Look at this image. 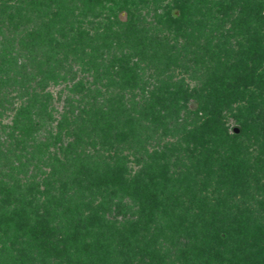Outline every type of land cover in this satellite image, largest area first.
<instances>
[{"label":"rangeland","instance_id":"374dc122","mask_svg":"<svg viewBox=\"0 0 264 264\" xmlns=\"http://www.w3.org/2000/svg\"><path fill=\"white\" fill-rule=\"evenodd\" d=\"M1 2L2 0H0V7ZM212 2H217V0H196L195 3L186 6L184 10L186 12L178 23L170 21V10L181 5L182 0H23L24 4H19L22 7H19L18 4L12 5L13 9H25L26 20L22 23L16 22L14 16L10 18L9 15L12 12L9 8L0 9V25H2L0 60L9 49L7 42L13 40L17 44L16 50L19 52L22 38H27L28 33L34 29L35 25L39 26V21L45 23V26L41 25L38 28L43 41L44 39L50 40L53 45L64 44L62 49L69 53V56L72 55L71 51L75 42L86 48L87 52H92L96 47H100V51L115 52L118 49L127 51L130 46L141 55L136 60L138 64L144 66L151 63L148 55L151 51L150 49L142 51L144 45L150 48L158 46V50L167 45L171 51L169 64L167 61L166 64L156 67L160 71H164L166 77L164 81L168 85L164 89L162 84L157 81V79L159 81L161 79L151 76L150 80L155 81L158 87L163 88L154 97L168 98L167 92L164 91L178 89L189 101L194 102L195 98L202 99L204 102L218 99L217 103L221 104L220 110L223 117L219 124H216L217 130L220 131L219 147L220 149L224 147L227 151H234L235 156L224 161L227 156L224 155L221 161H218L220 159L218 158L212 166L194 170L195 161L193 159L189 162L185 161L187 154L183 150L186 145L178 147L181 150L179 159L175 163L174 159H171L170 165L172 164V166L168 169V176L172 178L171 175L174 173L173 176L180 180L181 184L179 182L174 184V181L166 186L169 188L168 190L161 184L156 185L160 194L163 192L162 190L167 194H174L175 197L171 202L178 204V208L170 216L158 215V218L156 217L158 221L151 223L146 232L141 233V235H147L153 229L162 228L164 232L157 243L151 245L149 237L139 242L131 240L129 252L125 258L126 261H129L128 264H218L222 262L225 264H255L258 261H255L254 256L258 252L263 255L259 264H264V211L260 210L262 206L258 202L255 203L256 200L253 197L254 193L258 192L255 180H258V184L264 181V135L260 133L264 129H258V126L257 128L248 127L245 135L238 139L232 137L230 130L231 127L238 126L237 117H240V113L244 115L241 112V107L246 101L256 99L258 103L263 102L261 99H264V78L260 79L262 88L259 91L258 88L245 91L243 87L238 89L230 87L234 79L249 68L250 57L257 47L252 44V41H246L245 29L238 25L236 15L224 19L213 17ZM238 2L240 5L241 1L238 0ZM210 9L211 12H209ZM126 11L130 13V20L127 22L130 26L124 28V25L116 23L115 16L121 22H126ZM34 16L37 22H34ZM261 30L263 40H261L260 46L262 47L264 46V26ZM114 31H116L114 38L107 39L106 37L111 36L110 34ZM89 36H94L96 43L92 42L94 37L86 40ZM156 36L161 41L154 39ZM126 37L128 38L126 39ZM21 52L22 55L25 53L24 50ZM11 53L16 55L15 50ZM23 57H20L19 62L22 59V62L25 61ZM69 64L74 68L79 67L78 62L70 61ZM158 69L157 73H159ZM166 69L169 71L166 72L167 75ZM150 71L153 70L150 69ZM149 75V72H145L144 78H148ZM49 83L46 91L51 96L49 107L54 119L52 131L54 129L57 131L55 124L59 119L58 113L63 110L64 98L63 95L58 98L57 94L61 89H64V85H54L52 81ZM8 95L7 102H9H3L0 106V125L11 127L21 99L17 97L16 92H10ZM171 96L175 97L174 94ZM193 106L195 107V103ZM185 110L179 112L178 123L182 124ZM208 110L209 105L207 104L204 112L207 113ZM164 114L162 112L161 115L164 116ZM190 117V122L199 123L208 115L202 111L197 115H190ZM164 122L168 129L174 124L173 118L169 116L165 118ZM45 128L48 130L50 125ZM8 131L9 129H5L4 137ZM28 134L33 135L34 138L32 143H27L28 151L25 155L23 154L24 158H18L21 155L18 152L12 155L8 147L13 148L15 144L3 142L1 138L3 143L0 144V152L5 155V160L0 161V215L21 206L27 207L28 202L31 203L32 209L39 212L43 211L42 205L53 209L63 206L54 214L64 216V218L67 207L71 209L74 216H76L75 208H78L76 211H81L83 215H87V211L91 207L97 208L104 196L95 194L94 187H87L93 182L95 170L89 164H83L80 167L81 163L68 168L67 156L65 157L64 151L59 148L62 142H64L62 146H65L67 137H64L65 139L63 138L61 143L56 142L54 145V134H47L45 130L36 132V134L31 131ZM170 135L172 134L165 133L161 136L162 144H174L178 140L177 137ZM148 136L149 139L143 137L142 148L138 149L139 160L153 150L156 140L159 139V136L153 137L150 133ZM88 150L92 152L93 148L89 147ZM94 153L98 156L96 152ZM123 153H127L129 157L126 162L128 172L134 174L139 171L140 166L135 164L136 160L132 158V154H129L128 150ZM99 155L102 160L107 157L104 151L102 154L100 151ZM205 155L208 157V154ZM236 161L237 171L230 172V170L233 171V166L237 165ZM184 163L186 164L184 165ZM175 173H182V176L179 177ZM232 173L236 176L235 182ZM247 179L249 186H246ZM164 180L166 179L164 178ZM50 182L52 184L49 186ZM77 182L80 183L79 187ZM235 183L238 185L244 183L245 187L240 185V188H235ZM64 184L67 186L64 187ZM47 191L50 192L45 194ZM6 196L9 205H4V207L3 201ZM260 199L264 202V197H260ZM50 201L51 203H49ZM131 211L135 212L134 217L139 214L137 207ZM192 213L198 214L197 219L203 224L199 239L196 243L190 240L192 246L187 243L180 244L181 246L171 245V236H175L173 229L187 228L192 224L194 217ZM115 214H117L115 219L118 222L124 221L122 214L119 212ZM127 216L128 214H125V217ZM118 227L121 228L122 225H118ZM216 227L224 234H228L227 241L220 245L219 249L215 245L213 246L214 235L217 233ZM9 230L10 234L7 236L5 228L0 225V255L5 253L2 258L0 256V262L4 261L6 264H111V261L105 262L103 258L90 257L89 251L82 250L83 242H79L81 245L79 251L71 252L70 262L66 260L56 262L34 250L33 247L36 248V246H33V242L28 241L30 240L28 237L23 236L22 233L14 232L12 228ZM16 240L30 242L33 250L30 252L28 262L22 263L21 258L17 257L18 253L10 249L9 244L12 245ZM147 243L150 244L149 247H145ZM211 247H213V252L210 250ZM183 251H188L192 256L190 257L188 254L186 255L188 259L181 258ZM91 252L95 253V251ZM215 252L219 257L214 256ZM196 255L199 261L195 263ZM220 258L223 259L222 262H220Z\"/></svg>","mask_w":264,"mask_h":264},{"label":"trees","instance_id":"16d2710c","mask_svg":"<svg viewBox=\"0 0 264 264\" xmlns=\"http://www.w3.org/2000/svg\"><path fill=\"white\" fill-rule=\"evenodd\" d=\"M239 1L242 4L239 5L238 0L212 2L211 6L214 8L212 16L224 19L236 15L238 25L245 29L246 41H252V44L257 47L250 57L249 68L241 72L229 86L234 89L243 87L245 91L258 88L259 91L262 88L260 79L264 78V46H260V42L263 40L261 28L264 26V0ZM195 2L196 0H182L181 5L170 10V21L178 23L181 16L186 12H184L185 7ZM21 3L24 4L23 0H2L0 9L9 8L12 12L9 15L10 18L14 16L16 22L22 23L26 20L24 17L25 9L12 8V5ZM19 7L22 6L19 5ZM125 13L127 14L126 22H121L117 16H115V21L127 28L130 26L127 24L130 20V13L128 11ZM33 20L37 22L35 16ZM11 21H9L10 24ZM38 24L39 26L35 25L34 29L28 33L27 38H22V49L19 47V52L16 50L17 44L13 40L8 41L7 56L6 54L2 55L0 60V106L3 102H7L10 92H16L17 97L21 99L11 127L0 125V144L13 142L14 147H8L12 152L11 154L15 155V152H18L21 154L18 158H24L28 151L27 143L33 142V135L28 134L31 131L36 134V132L45 130L47 134H54V145L56 142L61 143L62 139L67 137L65 146H62L64 144L62 142L59 148L64 151V156H67L68 168L80 163V167L83 164L91 165L95 170V175L93 182L87 187H94L96 189L95 194L98 196L103 194L104 198L97 208L91 207L87 211V215H83L81 211H76L78 208H75L76 216H74L71 209L67 207L65 218L54 214L63 206L53 209L42 205L43 211L39 212L32 209L31 203L28 202L27 207L21 206L12 211H6V214H1L0 225L5 228L7 236L10 234L9 229L11 228L16 233H22L23 236L30 239L28 241L33 242V246H36V248L33 247L34 250L56 262L63 260L70 262L71 252L79 251L80 243L83 242L82 250L89 251L90 257L103 258L105 262L111 261V264H121V262L128 264L129 261H126L125 258L129 252L131 240L139 242L149 237L151 245L157 243L164 232L162 228L153 229L147 235H141V233L146 232L151 223L158 221L156 220L158 215L170 216L178 208V204L171 202L172 198L175 197L174 194H167L164 190L160 194L156 186L161 184L164 188L174 181V184L177 182L181 184V181L173 176L174 173L171 175L172 178L168 176V169L172 166V164L170 165L171 159H174V163L179 159L181 150L178 147L186 145L183 150L187 154L185 161L189 162L193 159L195 161L194 170L204 166H212L218 158H220L218 161H221L224 155H227L224 161L235 156L234 151H227L224 147L221 149L219 147L220 131L217 130L216 124H219L223 117L220 110L222 106L217 103L218 99L204 102L202 99L195 98L194 102L189 101L178 89L164 91L167 92L168 98L154 97L158 91L165 89L168 85L164 81L166 78L164 71H160L156 67L166 64L167 61L169 64L171 51L167 45L159 50L158 46H151L150 48L144 45L142 51L146 49L151 51L148 53L151 63L144 66L138 64L136 60L141 55L130 46L127 51L119 49L115 52L100 51V47H96L92 52H87L86 48L75 42L72 53L70 52L72 55L69 56V53L62 49L64 44L56 43L53 45L50 40L44 39L43 41L38 28L41 25L45 26V23L39 21ZM1 31L2 25H0ZM115 33L116 31L106 38H112ZM93 37L89 36L85 39L89 40ZM154 39L160 40L158 36ZM92 42L93 44L96 43V38ZM12 48L15 50V56L11 53L13 52ZM23 50L25 53L22 55L21 51ZM20 57H23L25 61L22 62V59L19 62ZM70 61L78 62L79 67L74 68L73 65L69 64ZM157 69L159 73H157ZM145 72L150 73L148 78H144ZM166 72H169L168 69ZM151 76L160 78L161 81L159 79L157 81L162 84L163 88L158 87L155 81L150 80ZM50 81L54 82V85H64V89H61L57 94L58 98L61 95L64 96L63 110L58 113L59 119L56 120L55 124L57 131H54L55 129L52 131L54 119L49 107L51 96L46 91ZM172 94L175 97L171 96ZM261 101L263 102L258 103L256 99H249L245 102L241 107V112L244 115L240 113V117H237L238 126L230 128L232 137L235 139L243 137L248 127L257 128L258 126V129H264V124H262L264 122V99ZM193 103H195V107ZM207 104L209 110L205 113L204 109ZM183 109H186V113L181 124L177 120L179 119V112ZM202 111L208 117H204L199 123L189 121L190 115L194 116ZM162 112L165 113L164 116L161 115ZM168 116L174 120L170 129L165 127L167 125L164 122ZM49 125L50 128L46 130L45 127ZM5 129H9L6 137H4ZM148 133L152 134L153 137L159 136V139L156 140L153 150L139 160L138 149L142 148L143 137L149 139ZM165 133L172 134L170 136L177 137L178 140L174 144H162L160 138ZM260 133L264 135V131ZM89 147L93 148L92 152L88 150ZM127 150L136 160L135 164L140 166V170L134 174L128 172L126 162H128L129 157L127 153H123ZM100 151L101 154L103 151L106 152V159H101ZM205 154H208V157ZM2 160H5V155L0 152V161ZM26 160L29 161V159ZM237 169L238 164L233 166V171L230 170V172L237 171ZM175 174L179 177L182 176V173ZM232 175L234 181L236 176L234 173ZM255 181L258 192L251 195L255 198V203L258 202L264 208V202L260 199V197H264V181L260 184H258V180ZM51 184V182L48 183L49 186ZM240 185L245 187L244 183L239 185L235 183L234 187L240 188ZM65 186L67 185L64 184ZM77 186H80L79 182H77ZM246 186H249L248 179ZM168 189L166 187V190ZM49 192L47 191L45 194ZM7 196L3 201V206L9 205ZM53 199H55L54 196ZM136 207L139 214L134 217L135 212L132 213L131 210ZM262 208L260 210L263 212L264 209ZM116 212L122 214L123 222H118L115 219ZM125 214L128 216L125 217ZM192 215L195 218L193 217V223L187 228L173 229L175 236H171V245L181 246L180 244L187 243L192 246L190 240L197 242L203 224L197 219L198 214L192 213ZM118 225H122V227L119 228ZM215 230L217 233L214 235L215 243L213 246L215 245L219 249V246L227 241L228 234L219 231L220 229L217 227ZM88 235L89 237H87ZM115 243L116 245H114ZM146 245L145 247L150 246L149 243ZM9 246L10 249L18 253L17 257L21 258L22 263L30 260V252L33 250L30 242L16 240ZM210 250L213 252V247ZM91 251H95V253ZM188 254V251H183L181 258ZM4 255L5 253L1 254V258ZM214 256L219 257L217 252L214 253ZM262 256L259 252L254 256L255 261H258L255 264H259L260 260L263 259ZM195 257L196 263L199 259L197 255ZM222 261L223 259L220 262Z\"/></svg>","mask_w":264,"mask_h":264},{"label":"water","instance_id":"95a60500","mask_svg":"<svg viewBox=\"0 0 264 264\" xmlns=\"http://www.w3.org/2000/svg\"><path fill=\"white\" fill-rule=\"evenodd\" d=\"M234 131H235V132H237V130H236V129H234Z\"/></svg>","mask_w":264,"mask_h":264}]
</instances>
